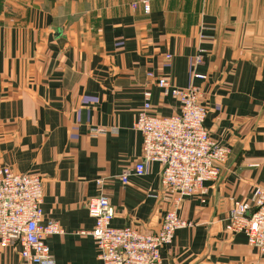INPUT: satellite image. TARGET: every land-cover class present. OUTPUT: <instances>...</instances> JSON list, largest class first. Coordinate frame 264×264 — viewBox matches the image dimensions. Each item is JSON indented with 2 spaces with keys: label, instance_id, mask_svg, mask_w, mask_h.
Here are the masks:
<instances>
[{
  "label": "crops",
  "instance_id": "crops-1",
  "mask_svg": "<svg viewBox=\"0 0 264 264\" xmlns=\"http://www.w3.org/2000/svg\"><path fill=\"white\" fill-rule=\"evenodd\" d=\"M133 1L0 0V167L42 178L44 217L64 231L46 240L56 264H102L86 210L99 195L116 228L154 233L171 209L192 224L160 264H264L226 230L234 202L264 185V0H151L148 15ZM148 73L197 88L205 128L231 151L204 202L175 207L157 163L121 181L142 160L145 92L151 114L180 113ZM20 250L0 247V264H23Z\"/></svg>",
  "mask_w": 264,
  "mask_h": 264
},
{
  "label": "built area",
  "instance_id": "built-area-1",
  "mask_svg": "<svg viewBox=\"0 0 264 264\" xmlns=\"http://www.w3.org/2000/svg\"><path fill=\"white\" fill-rule=\"evenodd\" d=\"M131 8H141L148 15L151 0H134ZM201 63L202 57L197 56L196 65ZM148 77L163 95L178 101L180 113L169 117L151 114V93L145 92L144 106L134 123V129L143 136L142 160L125 172L121 181L126 185L131 177H143L146 164L157 163L162 167V186L175 207L186 198L198 197L204 202L206 184L219 178L231 151L219 145L205 128L207 109L197 88L174 87L153 73ZM194 78L206 79L195 73ZM42 205L43 180L38 174L15 173L9 167H0V247L19 244L23 264H56L46 240L64 231L56 221L45 219ZM86 210L94 221L89 235L102 264H160L161 252L172 244L176 232L192 227L176 209L165 213L154 233L113 227L114 208L104 195L90 199ZM226 230L243 234L251 247L264 254V185L253 187L250 203L234 202Z\"/></svg>",
  "mask_w": 264,
  "mask_h": 264
}]
</instances>
